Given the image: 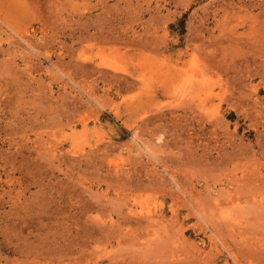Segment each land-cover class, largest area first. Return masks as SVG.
I'll use <instances>...</instances> for the list:
<instances>
[{"label":"rangeland","instance_id":"rangeland-1","mask_svg":"<svg viewBox=\"0 0 264 264\" xmlns=\"http://www.w3.org/2000/svg\"><path fill=\"white\" fill-rule=\"evenodd\" d=\"M0 264H264V0H0Z\"/></svg>","mask_w":264,"mask_h":264}]
</instances>
